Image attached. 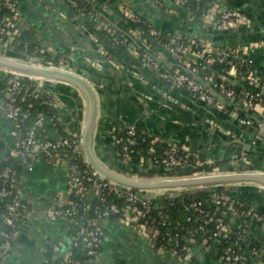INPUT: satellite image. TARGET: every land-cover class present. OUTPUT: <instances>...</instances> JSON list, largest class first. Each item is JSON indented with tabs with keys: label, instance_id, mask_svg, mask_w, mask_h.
<instances>
[{
	"label": "built area",
	"instance_id": "1",
	"mask_svg": "<svg viewBox=\"0 0 264 264\" xmlns=\"http://www.w3.org/2000/svg\"><path fill=\"white\" fill-rule=\"evenodd\" d=\"M61 1L74 12L82 16L84 15L85 21L100 33L105 34L107 41L111 45L129 53L131 57L140 62L145 68L154 73L159 80L167 83L170 87L186 90L205 105L222 110L223 107L212 94V91L215 90L227 100L237 102L251 111H258L260 117L264 120V98L262 95L264 93V85L261 84L260 77L255 73L242 74L231 61H228L230 69L225 77L213 74L205 77L203 84L196 82L193 78L207 67H211L215 63L226 62L231 57L247 59L249 63H252L248 59L249 53L255 49L264 48V41L250 44L246 48L219 50L215 53L210 40L200 39L196 43L188 37V40H185L186 36L181 33L170 32L171 37L169 40L161 45L160 48L156 47V49H153L149 41H155L160 36V32L158 31L160 29L155 27L144 33L139 29L126 31L125 27L128 24H142L144 21L152 24L141 10L143 6H147L150 10L157 13L170 16L177 15L178 10H181L188 19L192 18V15L184 8L186 0H86L94 12L85 8L83 0ZM78 1H81L82 5H79ZM17 3L18 0H0V10L1 8H5L8 11L6 15L0 13V58L12 61L17 60L8 56L10 48L19 38L18 26L25 23L18 10ZM197 20L202 22L205 27L212 28V30L217 32L237 31L252 26V22L246 17L215 2ZM35 40L37 45L32 49L31 54L24 56L36 59L37 62H25V64L38 69H48L76 75L78 70L71 66V63H74L72 57L63 56L62 52L52 48L38 36H35ZM167 59L175 61L179 69H172L174 66L169 65ZM181 71H186L189 75ZM214 78L218 79L220 83L215 84L213 82ZM226 78L245 83L248 87L257 89L258 93L255 96L245 93L241 98H237L235 90L226 84ZM47 83L55 85L58 82L20 74L0 67V121L9 123L13 138L12 146L6 155L11 159L19 161L24 167V173L32 172L35 163L45 161L53 167L60 169L65 175L66 188L64 195L57 197L50 207L43 212L44 217L47 220H60L69 226L71 225V218L74 213V205L70 201L72 195L84 196L101 194L104 190L113 192L122 190L126 193L125 199L128 205L121 209L112 206L102 214V217L107 219L110 214L121 213L122 219L119 221V224L134 231L154 248V240L159 233L157 228L154 227V220L151 219L150 221L148 218L150 199L166 194L173 196L183 193L192 194L207 187L138 190L139 194H143V198L139 197L138 194L131 192V188L108 180L91 166L84 155L81 127H77V130L64 128L65 137L58 138L57 140H39L38 133L44 127V117L41 114L33 118V124L30 129L26 131L22 138L19 137L20 122L28 119V109L32 107L31 104L24 106L27 99L42 98L43 104L53 108L61 117L63 109L62 101L58 95L48 91ZM115 134L116 130L113 132L112 141L118 145L122 143V140L116 138ZM126 136L128 137L127 144L135 145L136 126H127ZM162 142V139L154 137L151 144L155 145ZM167 146L168 149L160 162H153L147 158H143L136 167H157L170 171L190 169L195 171L192 178L206 177L218 171L217 167L209 171L214 162L200 159L194 154L192 155L186 146L182 145L179 147L169 142H167ZM67 149L83 159V163L87 169L86 177L80 176L76 165L66 153ZM149 151L153 153V147ZM129 154L130 152L124 149L122 154L123 161L120 163L125 167L131 166ZM138 177V174H125V178L131 181H134ZM0 181L3 184L0 188V203L4 199L8 200L3 205V214L0 215V264H10L9 260L14 247V240L19 233L17 222L20 220L22 223L27 221L30 212L21 199V179L17 177L16 172L9 167H5L0 172ZM259 191L262 192L261 189ZM214 201L228 203L229 197L225 194L215 195ZM192 208L204 218L205 225L214 224V231L210 237L202 239L200 243H196L193 238L194 233L189 232V238L185 240L186 246L181 249L182 255L179 256L175 251L167 252L170 256L178 258L182 264H194L193 260L195 258L198 260L196 252L208 255L210 251L209 242L217 243L219 239L225 238L229 234L227 222H240L243 216L231 204L216 219L213 218L215 213L210 215L209 212L202 210L198 204H194ZM255 209L254 206L248 208L244 216L248 217L252 224L262 223V218L255 213ZM2 228H9L12 232L9 233L2 230ZM71 229L74 233L71 248L81 246L85 252V259L81 261L72 257L69 250L65 255V263L97 264L103 243L101 228L95 230H87L84 227H78L75 230ZM257 229L262 235L264 234L263 226ZM199 230L204 234L206 233L203 227H200ZM244 232L245 230L240 234L239 240L243 241L245 239ZM252 257L254 261L248 263L242 253L234 254L228 248L215 261L212 260V262L213 264H264V246L252 252Z\"/></svg>",
	"mask_w": 264,
	"mask_h": 264
},
{
	"label": "crops",
	"instance_id": "2",
	"mask_svg": "<svg viewBox=\"0 0 264 264\" xmlns=\"http://www.w3.org/2000/svg\"><path fill=\"white\" fill-rule=\"evenodd\" d=\"M83 4L86 6L85 8L94 12L88 1L83 0ZM17 5L24 22L33 29L35 35L52 48L72 57L78 71L82 73L83 77H88V84L96 99L92 155L102 167L125 178V174L120 173L113 160L112 135L116 130L117 123L125 126L144 127L155 137L166 141L161 135L155 134V128H150V130L146 128L143 122L145 117L134 102V99H137L138 104L143 105V100L147 99L142 93V88L136 83L148 86L154 92L159 93L156 84L151 83L157 79L156 75L144 66L142 69L134 68L131 64L137 63V60L123 49L111 45L102 35L103 33L85 21L84 15L74 12L61 0H18ZM141 10L155 27L163 31L181 33L190 39L207 38L211 42H216L220 47L230 48H246L250 44L261 42L259 40L260 33L250 32L253 25L237 31H222L215 36H208L209 27H205L195 18L188 19L181 10H178L175 16L157 13L147 6H143ZM248 59L253 63L254 73L264 78V48L251 51ZM167 62L171 66H178L175 61L170 59H167ZM104 63L115 67L123 78L119 79L113 71L104 69ZM99 72H103V76L99 75ZM126 77L131 78L132 82L127 81ZM57 82L55 85L66 88L64 93L57 92L63 104L61 119L70 126L81 127L84 137L87 101L77 88ZM212 94L223 107L222 110L203 104L189 93L184 96L176 94L174 97L163 93L162 96L182 108L186 113L196 117L195 126L198 130L193 132L192 142L188 139H185V142L189 144L190 152L199 158L218 163V171L206 177H234V175L242 174L264 177V158L262 159L264 132L262 135L259 134L261 123L258 124L257 118L254 116L260 117L258 111L240 110L237 108V102H228L215 90L212 91ZM191 98L194 99L193 102ZM179 99H183L184 102L180 103ZM147 110L151 112L152 108ZM180 117L182 118V115ZM232 121L242 127L250 128L252 126V129H255L253 140L244 139V134L240 133V129ZM205 123L209 124L210 129L215 128L219 132V136L210 137L207 130L203 133ZM184 126L182 125V127ZM160 127L162 129L163 126ZM168 133L174 137L179 134L173 129ZM234 142L241 145L250 144L251 148L246 151L242 149L239 152V158H237L234 155L236 149ZM12 143L9 123L0 121V161L7 154ZM84 155L88 160L85 152ZM260 159L262 160L260 161ZM121 165L120 163V167ZM148 175L138 174L139 177L134 181L146 183L169 179L165 178L164 174L154 175L153 179H148ZM174 179L176 178L171 180ZM65 185L64 173L45 161L35 163L32 172L24 173L21 178L20 195L23 203L28 207L30 216L21 226L14 240L10 264H66L65 255L72 246L74 233L65 222L47 220L43 215V212L57 197L64 195ZM232 185L252 187L258 193L264 194V187L255 182L218 184L207 187L218 190L226 189ZM260 189L262 192L259 191ZM101 230L103 243L97 264H182L178 258L170 256L161 249L153 248L149 242L119 223L105 221ZM196 256L202 264H213L208 255L202 252H196Z\"/></svg>",
	"mask_w": 264,
	"mask_h": 264
},
{
	"label": "trees",
	"instance_id": "3",
	"mask_svg": "<svg viewBox=\"0 0 264 264\" xmlns=\"http://www.w3.org/2000/svg\"><path fill=\"white\" fill-rule=\"evenodd\" d=\"M212 0H186L184 8L192 15V18L199 19L206 10H208L212 3ZM79 5L81 1H78ZM0 13L2 15L8 14L5 8H1ZM144 21V20H143ZM155 28L150 23L144 21L142 24H128L125 29L126 31H132L134 29H139L140 31L146 33L149 29ZM159 29V28H157ZM19 38L10 48V54L14 53L16 55H30L32 49L37 45L35 40V32L33 29L26 23H22L18 26ZM160 36L155 39V41H149L151 48L156 49L160 48L161 45L165 44L170 36V32L158 30ZM105 37V34H102ZM103 37V38H104ZM185 40H188L186 37ZM196 43L200 38L193 39ZM214 47V52L219 50H234L227 46L220 47L216 42H212ZM8 55V56H9ZM62 55L67 57L68 55L62 52ZM41 57V56H39ZM228 61H231L237 70L242 74L254 73L253 63H249L247 59H237L236 57H231L227 59L226 62L215 63L211 67H207L204 71L199 72L193 78L196 82L203 84V79L207 76L213 74H218L223 77L227 74L230 67ZM71 66L76 68L74 63H71ZM172 69H179L178 66L172 67ZM78 70V69H77ZM185 74H188L186 71H181ZM215 84H219L220 81L216 78L213 79ZM260 82L264 85V78L260 77ZM226 84L233 88L236 92V97L241 98L245 93L255 96L258 93L257 89L248 87L245 83L231 80L226 78ZM230 84H232L230 86ZM48 91L58 95L57 91L51 87H47ZM31 104V108L28 109L29 117L28 119L20 122V128L18 131V136L23 137L24 134L33 124V118L41 114L44 117V127L38 133L39 140H57L58 138L65 137L64 128H71L77 130V127L70 126L66 124L59 114L51 107L43 104V99L40 97L27 99L24 103V106ZM126 127L124 124H116V138L121 139L122 143L114 144L113 143V154H114V164L119 169L120 173L124 174H136L132 171V168L139 165L140 161L143 158H147L151 161L160 162L164 158V154L168 149L167 142L163 140L162 143H156L152 145V139L155 137L150 131L145 130L144 127L136 126V136L134 137L135 145H128L126 136ZM177 146H186L189 147V144L185 141H181ZM154 149L153 153H150V148ZM126 149L130 152L129 156L131 158L130 167H120V162L123 161L122 154ZM66 153L71 158L72 162L76 165L77 169L80 172L81 177H86V168L83 163V159L76 154H73L71 150L67 149ZM192 153V152H191ZM194 153H192L193 155ZM195 155V154H194ZM197 156V155H196ZM198 157V156H197ZM199 158V157H198ZM201 159V158H200ZM191 160V159H190ZM5 167H9L16 172L17 177L20 179L24 175V167L20 164L19 161L11 159L8 155H5L0 161V172ZM217 167L218 163L209 169ZM155 175H163V173H157ZM3 186L0 181V188ZM131 192L138 194L139 197L143 198V194H139L138 190L131 189ZM225 194L229 195L228 191L222 190L219 191L214 188L207 187L199 191H195L192 194L183 193L179 195H170L166 194L163 196H158L150 199V210L148 212V218L151 221L154 220V227L158 230V236L154 240V248L161 249L165 252L175 251L179 256L182 255L181 249L186 246V239L189 238V232L194 233L193 238L196 243H200L202 239L210 237L214 231V224H204V218L200 216L196 211L193 210L192 206L198 204L200 208L206 212H209L210 215L215 213L213 218H218L223 212H225L231 204L238 213H241V221H235L233 223L227 222L229 226V234L225 238L219 239L217 243L209 242L210 251L208 257L210 260L215 261L226 249L230 248L234 254L242 253L246 258L248 263L253 262L252 252L262 248L264 246V234L258 231V227L264 229V195L260 194V199L256 203L244 202L238 198H230L229 202H215L214 196ZM126 193L122 190L117 192L104 190L101 194H89L84 196L72 195L70 201L74 205V213L71 218L72 222L69 225L70 228L74 230L78 227H84L87 230H95L101 228L105 221L119 223L122 219V214H110L107 219L102 217V214L108 211L112 206H116L121 209L128 205L126 202ZM7 199H4L0 203V215L3 214L4 208L3 205L7 202ZM254 206L255 213L262 218V223L252 224L248 217H245L244 214L248 208ZM139 208L140 205H138ZM27 210L28 207L26 206ZM24 223L22 221L17 222L18 231ZM254 226V227H252ZM203 227L206 233H202L199 228ZM9 233L12 232L9 228H2ZM243 233L245 239L239 240L240 234ZM264 233V232H263ZM71 256L77 258L81 261L85 259V252L81 246H74L70 249ZM194 264H202L196 258L193 260Z\"/></svg>",
	"mask_w": 264,
	"mask_h": 264
},
{
	"label": "water",
	"instance_id": "4",
	"mask_svg": "<svg viewBox=\"0 0 264 264\" xmlns=\"http://www.w3.org/2000/svg\"><path fill=\"white\" fill-rule=\"evenodd\" d=\"M215 3L220 4L225 8H229L231 10L236 11L238 14L246 17L248 20L252 22L253 28L250 29V32H258L261 35L259 36V40L264 41V0H212ZM198 32V31H194ZM218 32L209 28L208 36H215ZM193 38V36H190ZM207 39V38H206ZM9 57L12 59H16L17 61H12L6 58H0V67L9 71L17 72L24 75L44 78L48 80L59 81L61 83H65L67 85H71L80 91V93L85 97L87 101V120L85 133L83 137V146L84 152L88 158L89 163L105 178L108 180L117 183L121 186L129 187L131 189L136 190H155V189H177V188H186V187H201V186H212L218 184H230V183H239V182H255L258 185L264 187V177L258 176L254 174H242V175H234L233 176H211V177H201V178H192L194 170H179V171H170L157 167H149V168H140L134 167L132 171L140 174V175H148V179H153L154 175L157 173L165 174V178H176L174 180H159L152 181L146 183H140L131 181L129 179L120 177L118 175L113 174L108 171L102 165H100L92 155V135L95 125L96 118V99L91 87L88 84V77H83L82 73L77 71L76 75H71L68 73L60 72V71H52L48 69H38L32 67L30 65L25 64V62H37L36 59L29 58L24 55H16L14 53L10 54ZM108 64V63H107ZM104 63V69H109L113 71L117 77L123 78L117 72L115 67L111 65H107ZM128 64H131L128 62ZM136 69H142L143 65L137 61L135 64H131ZM99 75L103 76V72H99ZM127 81L132 82L131 78L126 77ZM158 82V83H157ZM153 85L156 84V87L159 90V93L154 92L148 86H141L140 83H136L137 86L142 88L143 95L147 98L143 100V105L138 104L137 99H134L136 103V107L138 106L139 111L145 117L144 124L146 128L150 130V128H155V134L161 135L169 143L180 144L181 141H193L192 136L193 132L197 131L198 128L195 126L196 117L186 113L182 108L176 106L174 103H171L167 99H165L162 94H168L170 97H174V95H186L188 92L183 89L172 88L167 83L158 79L151 82ZM47 86L51 87L55 91L59 93H64L66 90L65 87L60 85H50L47 83ZM264 98V93L262 94ZM194 98V96H193ZM192 99V98H191ZM192 102L194 99L191 100ZM190 101V102H191ZM231 102L230 100H227ZM157 102L158 104H156ZM180 103H183V99H179ZM204 104V103H203ZM189 107L190 104H188ZM152 108L151 112L147 109ZM237 108L240 110L247 111V108L242 105H237ZM182 115V118L180 117ZM257 123H261V127L259 128V134L262 135L264 132V120L262 117H257ZM186 118V119H185ZM210 118V117H209ZM235 123V121H232ZM237 127L240 129V133L244 134V139L253 140V134L255 133V129L247 127H242L237 122L235 123ZM159 125V126H158ZM163 126L162 129L160 126ZM182 125H185L182 127ZM204 129L208 131L210 137L219 136V132L214 128L210 129L209 124L205 123L203 125ZM176 130L179 132L177 137H174L172 134L170 135L168 132L170 130ZM211 130V131H210ZM161 131V133H160ZM181 140V141H180ZM211 142V140H210ZM236 146L234 155L239 158V152L244 149V151L249 150L251 148L250 144L241 145L238 142L233 143ZM264 155H262V159ZM260 159V161L262 160ZM121 167H125L121 165ZM238 170V169H237ZM235 170V171H237ZM188 178V179H182ZM219 191L226 190L229 193L230 198H238L244 202L256 203L260 199V195H258V191L252 187H236L234 185L227 187L226 189L220 188ZM264 195V194H263Z\"/></svg>",
	"mask_w": 264,
	"mask_h": 264
}]
</instances>
